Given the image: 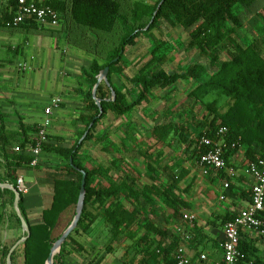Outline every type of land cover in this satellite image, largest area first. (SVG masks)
Returning <instances> with one entry per match:
<instances>
[{
    "label": "trees",
    "instance_id": "16d2710c",
    "mask_svg": "<svg viewBox=\"0 0 264 264\" xmlns=\"http://www.w3.org/2000/svg\"><path fill=\"white\" fill-rule=\"evenodd\" d=\"M257 0H155L147 3L141 0H46V4L56 9L60 14L63 29L56 31L38 27L34 22L12 26L8 24L10 13L4 12L0 17V27L20 30L26 34H49L56 36L62 34L67 43L79 50L92 54L93 58L87 67L80 68V74L86 83L85 88H78L77 93L83 99L88 110L92 111L86 129L84 140L92 138V132L96 124L108 111L118 116H125L133 111L143 101L148 99L153 88H167L178 80H193L192 95L199 101L210 94L221 96L229 100L226 110L217 112L216 100L205 103L209 115L198 124L196 132L176 131L179 143L185 145L184 152L189 159L198 160L199 156L207 148L201 145L202 136L216 140V131L219 127H225L227 133L224 141L235 143L233 149L227 150L224 158L227 166H230L231 158L239 150H243L248 162L258 158L264 159V16L260 20L251 18V27L258 35L257 38H248L239 42L233 40V36L243 30L240 14L244 8L253 5ZM9 6L13 0H7ZM154 12L156 14L154 15ZM154 16L148 29L144 28ZM164 19L171 26H179L184 30H190V46L195 47L200 54L209 56V67L193 62L188 64L183 72L166 71L161 67L165 60V50L170 47L165 42H154L149 49L150 60L146 61L131 77L123 74L122 62L128 47L134 46L141 36H150L158 22ZM231 42L228 57L220 60L215 52L217 47L224 42ZM109 67L107 83L101 81L95 91V98L100 100L102 108L101 116L96 118L89 127L90 122L99 114V108L93 97V88L97 83L100 72ZM122 76L120 84L113 82V75ZM113 92V94H112ZM22 132H16L14 137L16 145L21 151L6 148L8 138L5 135L3 115L0 113V157L3 160L4 178L6 182L15 187L18 177V169L28 166L32 157L24 152L29 141L27 132L36 131V127H26L19 124ZM175 128L170 125L167 127ZM158 129V128H156ZM42 145L43 152H51L64 159L63 168L73 178H56L52 189V202L42 212V221L32 224L29 222L24 209V196L19 193L18 208L24 218L29 236L23 241V264H45L54 242L60 237L71 223L75 214L82 174L85 178V199L82 214L77 226L88 230L96 219V214L90 210V206L103 207L102 216L112 234V243H115L121 232L122 225H129L137 221L138 209L130 208L125 200L135 202L138 205L140 199L157 205L159 202L175 213L177 209L188 204L182 198L174 194L175 184L159 186L155 182L143 184V192H138L131 182L121 180L112 183L105 188L91 186V179L101 168L85 169L81 163L80 150L83 141L78 138L71 146H61L48 139ZM12 139V138H11ZM52 139V137H51ZM61 140V138H55ZM225 176V171L220 172ZM184 175L180 174L175 180L179 182ZM11 194L14 201V193L10 189H3ZM248 197V196H247ZM251 201V196L247 198ZM159 201V202H158ZM71 211L62 231V216ZM233 217L225 220L228 221ZM145 217L140 216L141 222ZM17 222L20 223L19 217ZM150 229L165 233L145 221ZM26 236V235H25ZM71 238V233L61 245L55 255L54 264H64L65 247ZM147 238V234L143 239ZM179 246V240L174 237L170 242L163 239L148 243L142 251L141 264H175L174 251ZM18 247V246H17ZM11 253V263L14 262L18 248ZM11 247L2 246L0 257L6 263V256ZM239 249L241 256L237 264H261V260L255 254V249L248 242L240 240Z\"/></svg>",
    "mask_w": 264,
    "mask_h": 264
},
{
    "label": "rangeland",
    "instance_id": "374dc122",
    "mask_svg": "<svg viewBox=\"0 0 264 264\" xmlns=\"http://www.w3.org/2000/svg\"><path fill=\"white\" fill-rule=\"evenodd\" d=\"M141 1L149 3L151 0ZM262 15L264 16V0H257L250 7L244 8L240 14L243 30H239L233 36V40L239 42L248 38H257L258 35L252 29L250 20L252 17L260 20ZM51 29L61 31L63 29L62 20L57 27ZM189 32L190 30H184L179 26L173 27L161 19L150 36H141L134 46L128 47L124 62L121 63L123 74L131 77L146 61L150 60L149 49L154 42H165L170 46L164 51L165 60L161 64L166 71L183 72L186 66L193 62L209 67V56L200 54L195 47L189 45ZM30 40L32 43L36 40L41 41L40 58L43 61L40 69L26 73L28 79L34 76L37 80L36 84L39 85L36 106L40 115L36 130L42 123L44 108L53 104L55 99H59L60 103L53 108L50 125L45 130L47 136H50L48 137L50 141L61 146H71L78 138L83 137L84 134L80 136V133L86 129L87 122L92 115V111L86 108L83 99L77 93V89L87 86L80 74V68L87 67L93 56L69 45L62 34L32 35ZM231 47L229 41L217 47L215 52L220 60L228 57ZM13 61L20 62L22 59L15 58ZM112 78L115 84H120L122 81L121 75L115 74ZM194 86L193 80H178L167 88H153L148 99L125 116H118L108 111L96 124L92 138L82 139L84 141L80 150L81 165L88 170L102 169L92 177L91 186L105 188L112 183L127 180L138 192L142 193L144 183L155 182L159 186L172 183L177 186L173 190L174 194L182 196L185 200L183 188L179 185L181 180L179 182L175 180L180 174H185L186 164L199 168L196 160L187 157L184 152L185 145L179 143L175 130L196 132L199 122L209 115L205 103L215 99L217 112L226 110L229 103L228 99L217 97L214 94L199 101L192 95ZM170 125H174L175 128L167 129ZM55 138H61V140ZM15 143L10 142L12 150L17 146ZM242 151L236 156L234 164L238 166L237 168L245 160ZM65 163L66 161L58 155L44 152L39 155L35 166H25L24 171L27 172H22L23 170L19 172L26 186V192L23 193L24 209L30 223L35 224L42 221L43 210L52 202L54 180L74 177V174H68L63 168ZM2 166L3 161L0 158V168ZM28 172H30L29 175ZM212 173L211 171L210 174ZM4 193L8 198L10 211H7L8 215L3 220L5 233L1 232L0 236H5L3 243L5 246L12 247L26 235V232L17 222L18 212L14 208L11 194ZM210 199L212 202H218L216 197ZM124 203L130 210L137 208L139 218L141 216L145 219L141 222L137 218V221L128 226L122 225L117 241L111 244L113 238L102 216L103 207L90 206L89 209L97 216L95 222L88 230L77 226L72 231L71 238L65 247L63 263L141 264V250H144L148 243L160 239L166 243L174 237L179 240L176 228L180 224L185 226L182 221V211L186 207L180 206L175 213L160 202L155 205L143 198L140 199L138 205L127 200ZM220 205L221 203L218 206ZM70 216L71 211L62 216L61 228L56 231V235L62 231ZM145 221L164 232V237L160 233L150 231ZM11 226H15L16 233H10ZM146 234L147 238L143 239ZM254 237L259 244L264 245V238ZM197 238L198 236L193 240L199 241ZM17 248V254L11 264H23L22 244H19ZM58 252L54 253L53 260L56 259L55 255ZM0 264H6L1 257Z\"/></svg>",
    "mask_w": 264,
    "mask_h": 264
},
{
    "label": "crops",
    "instance_id": "0c3cea01",
    "mask_svg": "<svg viewBox=\"0 0 264 264\" xmlns=\"http://www.w3.org/2000/svg\"><path fill=\"white\" fill-rule=\"evenodd\" d=\"M154 1L151 0L149 3ZM32 35L42 34H26L20 30L0 27V113L3 115L5 135L8 138L9 145L6 148L9 149H11L10 142H16L14 139L16 132H22V129L19 127L20 123L26 127H36V123L39 120L40 114L36 106L38 104L37 97L39 93L37 91L39 90V85L36 84L37 80L34 79V76H31L29 79L26 77L27 72L36 71L43 64L40 58V53H42L40 47L41 41L36 40L35 42L37 43L35 45V42L32 43L30 40ZM15 58H20L22 61L17 62L19 59L13 61ZM34 133L32 131L27 132L29 141L26 147L30 144ZM240 151L232 156L231 164L228 166L233 169V175L228 174V170L225 171V176L220 173L221 171H212V174L210 172L208 175H203L200 169L191 164H186L187 166H185L187 171L179 185L183 188V196L188 205L183 209L182 215L189 213L195 219L192 228L187 229L186 224L185 226L180 224L176 228V232L179 236V246L183 247L185 253L191 258L192 264L200 262L199 256L201 254L207 256L206 264H214L221 261L222 251L219 245L223 239L225 220L242 212L250 203L247 198L251 196L253 180L244 173L247 161L245 159L239 168L234 164L236 156ZM24 170V167L19 168L18 176L21 171L27 172ZM29 173L27 174L29 175ZM4 174V167L2 166L0 168V178H4ZM225 181L229 183L227 189L223 185ZM1 183L6 182L0 181ZM3 189L5 188L0 185V220L2 221L0 223V233H5L3 226L5 223L3 220L8 215L7 211H10L7 203L8 198ZM221 195L224 196L222 200L220 199ZM43 197L45 198V196ZM212 197H216L218 202H212L210 199ZM181 227L186 228L190 232L191 238L192 234L194 237L198 236L197 239L199 241H194V237L192 240L190 238V240L184 241L178 231ZM9 231L10 233H16L15 226H11ZM254 236L257 235L253 232H241V239L254 247L255 254L261 260V264H264V245L259 244ZM4 241L5 236H0V244H3ZM2 246L5 245L3 244ZM246 264H252V261Z\"/></svg>",
    "mask_w": 264,
    "mask_h": 264
},
{
    "label": "built area",
    "instance_id": "2783aa9c",
    "mask_svg": "<svg viewBox=\"0 0 264 264\" xmlns=\"http://www.w3.org/2000/svg\"><path fill=\"white\" fill-rule=\"evenodd\" d=\"M4 12L10 13L8 24L18 26L34 22L38 27L55 28L59 25V12L46 4V0H13V5L9 6L7 0H0V17ZM59 99H55L53 104L46 106L43 111V120L37 128L34 137L30 144L25 148L24 152L29 154L32 159L29 166H35L38 162L39 155L42 152V145L47 143L46 128L50 125V116L53 113V108L58 106ZM227 133L225 127H219L216 131V140L202 136L200 144L205 146L207 150L202 153L198 160L197 166L203 175H208L211 171L220 172L227 171L233 175V169L228 167L224 158L227 150L233 149L235 143H227L224 141V136ZM14 151H21L18 146ZM244 173L252 178L251 186V201L248 206L232 219L226 221L223 225V239L220 242L222 251V259L214 264H237L241 256L239 243L241 240V232H253L258 237L264 238V159L258 158L255 161L248 162L244 168ZM224 188L229 187L227 181L224 182ZM15 188L18 193H25L26 186L23 177L19 175L16 180ZM223 195L220 196L222 200ZM195 217L192 214L185 213L182 215V221L186 224L187 229L194 225ZM186 228H179L178 231L184 241L191 238L190 232ZM173 259L175 264H192L191 258L185 253L183 247L179 246L174 254ZM198 264H206L207 256L201 254Z\"/></svg>",
    "mask_w": 264,
    "mask_h": 264
},
{
    "label": "water",
    "instance_id": "95a60500",
    "mask_svg": "<svg viewBox=\"0 0 264 264\" xmlns=\"http://www.w3.org/2000/svg\"><path fill=\"white\" fill-rule=\"evenodd\" d=\"M163 0H161V2L159 3L158 7H160V5L162 4ZM156 14V12H154V15ZM154 16L152 17V19L150 20L149 24L144 28V30L148 29L149 25L153 22ZM108 70L109 67L106 66L99 74L98 76V80L97 83L95 84L94 88H93V97L95 99V103L97 104L98 108H99V114L97 116H95L93 118V120L90 122L89 127L93 124L94 120L96 118H98L99 116H101L102 113V108L100 105V100L95 98V91L97 86L100 84V82L103 80L107 83V74H108ZM113 94V92H112ZM87 134V131L84 133L83 137L79 140V142L82 141V139L85 138ZM81 174H82V178H81V184H80V190H79V195H78V200L76 203V208H75V214L74 217L71 221V223L69 224V226L64 230V232L60 235V237L54 242L51 251L49 253V256L45 262V264H53V255L55 252L59 251V248L61 247V245L65 242L66 238L69 236L70 233H72V231L77 227L78 225V221L80 219V216L82 214V210H83V206H84V199H85V178H86V173L84 170H80ZM3 188H9L13 191L14 193V208L17 210L18 212V217L20 219V223L22 228L25 230L26 232V236L20 238L10 249L9 252L6 256V264H11V253L14 251V249L21 244L23 241L26 240V238L29 236V230H28V226L24 220V218L21 216L20 212H19V208H18V201H19V193L17 192L16 188L12 185L6 184V183H1L0 184Z\"/></svg>",
    "mask_w": 264,
    "mask_h": 264
}]
</instances>
